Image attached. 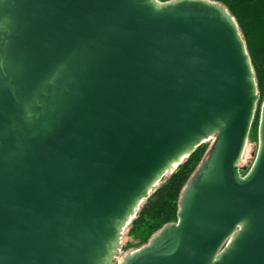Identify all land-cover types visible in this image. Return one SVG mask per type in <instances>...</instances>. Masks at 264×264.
Returning a JSON list of instances; mask_svg holds the SVG:
<instances>
[{
    "label": "water",
    "instance_id": "95a60500",
    "mask_svg": "<svg viewBox=\"0 0 264 264\" xmlns=\"http://www.w3.org/2000/svg\"><path fill=\"white\" fill-rule=\"evenodd\" d=\"M258 99L217 1L0 0V264H264V98L240 164ZM209 139L176 221L117 261Z\"/></svg>",
    "mask_w": 264,
    "mask_h": 264
},
{
    "label": "trees",
    "instance_id": "16d2710c",
    "mask_svg": "<svg viewBox=\"0 0 264 264\" xmlns=\"http://www.w3.org/2000/svg\"><path fill=\"white\" fill-rule=\"evenodd\" d=\"M214 1L227 8L235 19L254 72L259 99L247 139L249 143L257 144L259 112L264 98V0ZM210 143L211 141H206L198 145L171 174L160 179L156 189L139 205L134 217L124 228L122 254L146 244L164 224L176 221L181 189L205 157ZM244 173L245 171H241V174Z\"/></svg>",
    "mask_w": 264,
    "mask_h": 264
},
{
    "label": "rangeland",
    "instance_id": "374dc122",
    "mask_svg": "<svg viewBox=\"0 0 264 264\" xmlns=\"http://www.w3.org/2000/svg\"><path fill=\"white\" fill-rule=\"evenodd\" d=\"M209 141H211V140H209ZM256 145L257 144L249 143V141L247 139L246 145H245L243 153H242L241 161H240L241 165H247V167H248L251 164V162L253 160V156H254L255 150H256V147H257ZM121 255H122V253L120 252L118 258H120Z\"/></svg>",
    "mask_w": 264,
    "mask_h": 264
}]
</instances>
